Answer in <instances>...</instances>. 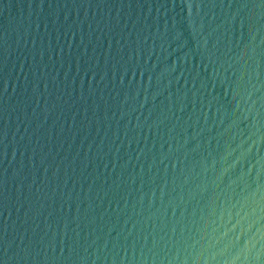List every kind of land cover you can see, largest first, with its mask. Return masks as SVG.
<instances>
[{
  "label": "water",
  "instance_id": "1",
  "mask_svg": "<svg viewBox=\"0 0 264 264\" xmlns=\"http://www.w3.org/2000/svg\"><path fill=\"white\" fill-rule=\"evenodd\" d=\"M0 264H264V0H0Z\"/></svg>",
  "mask_w": 264,
  "mask_h": 264
}]
</instances>
